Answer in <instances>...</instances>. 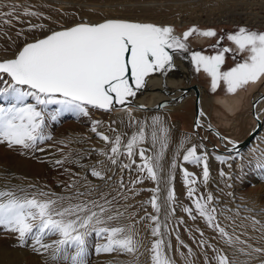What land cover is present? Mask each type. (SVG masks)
Listing matches in <instances>:
<instances>
[{
  "label": "rangeland",
  "instance_id": "1",
  "mask_svg": "<svg viewBox=\"0 0 264 264\" xmlns=\"http://www.w3.org/2000/svg\"><path fill=\"white\" fill-rule=\"evenodd\" d=\"M36 1L0 0V14L12 12L13 6H15V11L11 17L0 15V58L14 55L22 42L42 35L52 28L66 26L80 20L96 21L97 18L99 20L109 16V14L104 15L102 13L101 15L99 14L101 16H99L100 18L98 15H88L89 17L86 16L87 14L80 15L82 12L79 10L82 8L76 6L78 3L83 5V3H96L100 2V0H51V2L49 0L48 3H51V5L46 7L41 4L39 5ZM185 1L106 0L104 3L110 5L127 4L130 7L132 5L136 6L138 4L143 5L154 2L158 6L164 2L178 6V8L167 11L152 12L151 14L153 15H150L151 18L145 20L154 21L161 25H170L178 32L183 33L193 26L201 30H215L217 33L215 37L193 34L187 40L193 49L198 50V52L204 55H215L217 51L224 47L235 49L232 42L227 40V34L235 32L239 27L264 32V24L247 22V20L242 19L243 13L247 11L264 15V0H206L208 2L203 0L205 4L202 0H198L197 4L194 3L195 1H190V3H188L189 1L185 3ZM201 1L203 4L200 3ZM53 2H57L58 4L56 3L54 5ZM192 3L194 4L188 5ZM25 9L39 13V15H26ZM136 12L133 11V14L129 15H134ZM212 12H219L217 14L220 15H230V17L237 20L219 22L215 20L214 15L211 14ZM111 16L116 17L115 15ZM154 16L162 19L167 18V20L156 21L152 19ZM9 20L11 21L10 23L6 22ZM31 25H43V27L34 28ZM196 37H204L206 39L200 41ZM221 37H224V39H221ZM218 41V46L215 48L212 47L213 45H217ZM245 55V53H240L235 50L225 53L221 71H227L234 67L236 63L243 60ZM188 67H192L191 69L194 71L190 82L198 83L205 88H202L201 108L203 107V111L208 116L210 124L230 140L241 139L255 123V119L250 113V98L264 91V77L256 82H249L235 93H228L222 81L216 90L213 91L211 77L203 68L197 71L194 62L190 66L188 65ZM4 79L9 78L5 76ZM172 85L175 84L172 82ZM169 88L171 89L170 85ZM162 97L164 98L165 94ZM29 102L34 101L29 100ZM224 102H227L229 106H225L223 104ZM0 103H4V101L0 99ZM57 107V105H50L48 113L45 116L44 133L51 138L38 143L37 147L43 149V151L35 149L25 150L20 147L9 148L6 143H0V176L3 177V182L15 180L16 182L25 183V190L29 194L43 191L64 197L65 199L63 201L58 202V206L61 204L67 206L69 203L75 204L80 201L89 200L103 204L106 199L111 202L108 206L110 208L109 214L117 211L123 213L117 220L111 222V226L132 224L134 226V233L136 234L135 238L140 245L138 251L135 254L121 252L96 253V245L105 243V240L103 238H97L93 234L89 238L88 264H151L150 252L148 250L156 238L151 234L155 222L150 219V216H158V213L152 208L151 204L147 203L152 195L159 197L158 203L161 206L160 209L167 219L173 221L176 229V221L178 219L176 217L178 215L185 223L178 227H185L187 225L186 222L190 224H188L191 229L190 233H192L190 237L183 230L184 227H180V230L182 229V237L185 238L180 239V241H183L181 249H177V247H180L177 245L174 235L171 237L169 234H165L166 236L163 235V239L171 244L169 255L173 257L175 264H187L188 261L191 264H216L214 257L217 250L223 251L233 261V264H264V251H254L257 248L264 249V228L261 227L264 224L257 219L255 220L260 223L254 224L253 217L250 218L251 215L247 214L248 212L245 213L244 211L242 213L240 212L241 210H238L239 207L241 209L246 208L245 210L264 208V169L256 167L258 161L264 162V138L259 141L260 145L255 147L257 151L261 152L260 156L262 159L256 160L248 151L246 152L244 147L238 152H229L233 153L231 156L222 155V153L227 152L217 151L209 147L210 142L220 147L218 139L212 131L198 128L200 136L207 138V140L204 139L201 142L192 130L193 95L184 97L177 105L171 107L169 110L141 111L137 109V111H131L128 116L121 115L122 113L119 110H101L89 106L87 116L63 113L53 120L51 119V114H54ZM160 114L167 115V118L164 117L163 123L164 125L167 124L171 136L170 149L164 161V164L167 165V175L171 174L173 160L176 162L175 168L180 165H185L189 169L195 167V164L183 159V154L193 144L197 146L202 144V148L198 147V154L206 152L208 156L214 158V167L207 183L200 180L193 185L196 188V195L206 196L211 192L217 198L214 201V206L219 213L218 219L225 215L226 218L224 217L222 221L223 226L230 234H233L234 237L238 236L240 241L244 243L228 245L224 239L217 237L214 231L209 230L207 224L204 223V219H200L198 213L194 211L193 214L196 215V219L193 220L184 209L180 211L184 206L192 207L193 209L195 206L192 203V199L187 195L189 186L185 184L183 178L178 179L175 177L176 171L173 172L174 175L170 182V188L173 190L172 187L177 180V185L180 184V186H183L182 188L180 187V190L178 189L180 192L178 191L176 194L178 197H175L174 201H167L170 188L168 190L166 188H159V192H152L150 188L153 190L158 187L154 186V183L152 187L151 179L143 178L141 183L135 185L132 183L138 177L147 176L146 172L141 173L138 168V166L142 165V160L138 155V149L139 147L145 149V141L138 146L136 150L137 154L131 159L122 147L121 155L116 157V164H112L108 156L102 154L106 152L108 155H111V144L104 141L97 133H103L111 139H114L116 135H120L122 145H126L127 140L141 126L146 129L150 122L152 123V118ZM93 121L100 122L96 127V132L92 131ZM171 121L180 122L175 130L171 128ZM182 142L183 147H181ZM226 144L230 143L226 142ZM145 154L147 155L148 153L145 152ZM217 157H223L224 159L220 160ZM232 157L233 160H231ZM19 159L28 161L27 166L29 169L27 174L19 167ZM57 160L63 161V163L57 165L55 163ZM162 160L164 159L162 158ZM126 164H130L131 167L123 168L122 166ZM27 166L26 169L28 168ZM93 168L102 172L103 179L92 175ZM221 172L225 173V175H221ZM96 179H101L102 181L98 183L94 182ZM121 183H123L124 187H121ZM29 185L33 187H29ZM78 193H83L84 195L80 196ZM52 198L55 199L56 197L53 196ZM244 201L247 203H244ZM149 204L150 206H148ZM175 209L179 212L177 216L174 214ZM239 212L242 213V216L246 214L245 219L241 217L242 222L236 218ZM141 217H144V219H141ZM160 221V225L163 224L161 228L165 233L169 230L168 222L162 221L165 222L162 223ZM165 227L167 228L165 229ZM234 230L235 233L233 232ZM57 238L55 235L45 237L44 243H51L52 240ZM201 240H204L206 243L201 245ZM32 245L33 241L31 238L24 245H21L16 234L0 226V251H19L25 257H29V259H33L35 256V260L30 261L31 264H66L62 259L52 260L51 257H47L49 255L48 253H51V250L43 255H46L45 258L42 257L39 252L33 251ZM240 248H243L244 251H239ZM189 249H191V255H189ZM17 264H25L23 258Z\"/></svg>",
  "mask_w": 264,
  "mask_h": 264
},
{
  "label": "snow or ice",
  "instance_id": "2",
  "mask_svg": "<svg viewBox=\"0 0 264 264\" xmlns=\"http://www.w3.org/2000/svg\"><path fill=\"white\" fill-rule=\"evenodd\" d=\"M14 11L15 6L12 12L0 15L11 17ZM25 14L39 15L27 9ZM193 34L205 37L217 35L213 29L201 30L193 26L182 36H178L174 34V29L170 25L127 19H105L98 23H77L71 27L51 31L41 39L26 43L14 58L0 60L2 85L0 99L4 101L0 103V143H6L9 148L43 151L37 146L39 142L51 138L44 133L45 116L50 105L58 106L54 114H51L53 120L63 113L87 116L89 106L111 110L115 104L123 105L129 97L136 95V90L143 86L145 77L150 73L172 66L171 52L187 51V40ZM227 40L232 42L235 49L224 47L215 55H204L196 51L192 52L191 56L197 71L203 68L211 77L213 91L222 81L228 93H235L249 82H256L264 77V32L239 27L235 32L227 34ZM218 44L219 41L212 47L215 48ZM234 50L246 55L234 67L221 71L224 54ZM5 76L9 79H4ZM99 123L93 121V132H96ZM151 127V141L153 145L159 143L161 150L153 156H147L146 150L139 147L138 155L142 160V165L138 166L139 172H146L147 176L132 181L134 185L141 183L143 178L157 182L160 179L158 170L163 150L168 146L169 129L164 126L160 117L152 118ZM97 134L111 144V155L106 152L102 154L108 156L112 164L117 163L116 157L121 155L122 147L131 159L137 154L138 146L148 138L143 126L127 140L126 145H122L120 135L111 139L103 133ZM198 147L202 148L203 145L193 144L188 147L183 159L196 165L203 164V180L207 183L208 155L198 154ZM55 163L59 165L63 161L57 160ZM122 167L130 168L131 165L126 164ZM175 167L176 162L173 160L172 168ZM256 167L264 169V162L258 161ZM92 175L103 179L102 172L95 168L92 169ZM221 175L225 173L221 172ZM184 178L185 184L189 186L187 195L195 206L194 209L185 207L184 211L193 220L196 219L194 211L198 213L208 227L219 233L226 244L244 243L238 236L230 234L218 221L219 213L214 206L217 198L211 192L206 196L196 195V188L193 185L197 181L194 174L186 169ZM121 187H124L123 183ZM152 191L159 192V188ZM53 196L56 198L53 199ZM64 199L55 193L43 191L29 194L19 186L0 188V226L16 234L21 245L31 238L33 251L51 250L52 260L62 259L66 264H88L89 238L93 234L105 240V243L96 245V253L135 254L138 251L140 245L135 238L132 224L111 226V222L117 220L123 213L117 211L109 214L110 201L105 199L104 203L100 204L89 200L58 206V202ZM174 199V190L170 188L167 201ZM147 203L159 213L161 206L156 195ZM150 219L155 222L151 234L156 238L148 250L151 264H175V260L169 255L171 244L163 239L159 217L151 215ZM252 219L254 224L260 223L255 218ZM261 227L264 228V225ZM53 235L58 238L51 243H44L45 237ZM201 235L203 236L202 232ZM177 239L179 240V237ZM180 243L183 244V241ZM200 243L204 245L206 242L201 240ZM239 251L243 252L244 249L240 248ZM254 251L260 252L264 249L257 248ZM191 254L189 249V255ZM214 259L216 264H233V261L220 250L216 251ZM187 264L191 262L188 261Z\"/></svg>",
  "mask_w": 264,
  "mask_h": 264
},
{
  "label": "bare ground",
  "instance_id": "3",
  "mask_svg": "<svg viewBox=\"0 0 264 264\" xmlns=\"http://www.w3.org/2000/svg\"><path fill=\"white\" fill-rule=\"evenodd\" d=\"M49 0H37L36 2L39 3V5H43L44 7L48 6V5H51V3H48ZM98 1V0H97ZM106 0H100V2H96V3H93V2H88V3H83V5L81 4H77L76 6H80L82 9L79 10L80 12H82L80 15L82 16V14H87L86 16L88 15H93V16H97L98 17L102 14L104 15H107L109 14V16L111 15H115L116 17H127V18H132V19H139V20H145V19H150V15H153L151 14L152 12H159L161 10L163 11H167V10H170V9H174V8H178V6H174L170 3H164L162 2L160 5L156 6V3H145V4H138V5H132V6H128L127 4H116V5H110V4H105ZM189 1V2H188ZM190 1H195L194 3L197 4V1L198 0H186V2L190 3ZM203 1V0H202ZM200 2L203 4H205V1L203 2ZM213 1V0H212ZM51 2V0L49 1ZM58 2V1H57ZM56 2V3H57ZM68 2V1H67ZM76 2V1H75ZM208 2V1H206ZM210 2V1H209ZM215 2V1H214ZM54 3V2H53ZM56 3H54V5H56ZM194 3L192 4H188V5H193ZM219 3V2H218ZM222 3V1H221ZM224 3V2H223ZM58 4V3H57ZM72 4V3H71ZM76 4V3H75ZM217 4V3H216ZM226 4V3H225ZM254 4V3H253ZM70 5V4H69ZM219 5V4H218ZM217 6V5H216ZM215 6V7H216ZM66 7V6H65ZM79 7V8H80ZM137 7V8H135ZM226 7V6H225ZM135 9V10H133ZM137 11L136 13H134V15H129V14H133V11ZM239 12V11H238ZM79 13V12H78ZM219 12H212L211 14L214 15L215 17V20L216 21H219V22H231V21H236L237 19L235 18H232L230 17V15H220V14H217ZM100 14V15H99ZM223 14V13H222ZM238 14V13H236ZM79 15V14H78ZM79 15V16H80ZM197 15V14H196ZM85 16V17H86ZM84 17V16H83ZM89 17V16H88ZM101 17V16H100ZM99 17V18H100ZM92 18V17H91ZM90 18V19H91ZM88 19V18H87ZM152 19H155L156 21H164L165 19L167 20V18H159V17H152ZM242 19L243 20H247V22H253V23H256V24H264V15H259L257 13H252V12H245L243 13V16H242ZM89 20V19H88ZM98 20V18H97ZM165 20V21H166ZM197 40H203L202 38H196ZM176 65H177V68L173 69V71H171L168 75L165 76V81L167 83V85L171 86V90L169 91L168 94H165V93H162L160 92L158 89H157V84H158V78L156 75H152V76H149L146 81H145V88H146V91H142L138 94L137 98H136V102L137 103H141L145 106H148L150 108H145V109H140L139 107H136V106H133V105H126L125 107H116V108H112L111 110H119L122 114L121 115H129L131 113V111H137L138 110H141V111H162V110H169L171 107L177 105L179 103V101H181V99H183L184 97L188 96V95H193L192 92L188 91L185 95V92H182L180 90H178V87L179 86H183L185 83H184V78L185 76L188 74L189 75V82L190 80L192 79V74H191V71L189 69V67L187 65H191L192 62H188V63H185L183 61H179V60H176ZM178 80H181V81H178ZM172 82L175 84V85H172ZM198 84V83H196ZM202 88H204L203 85H200L198 84V89H199V103H198V106H199V111H198V115H197V120H199V124H201V126L203 125H206L208 123H210V120L208 118V116L205 114V112L203 111V107L201 108V94H202ZM183 93V95H182ZM163 94H165V97L163 98ZM185 95V96H184ZM210 96V95H209ZM256 97V96H255ZM264 95H262L261 97L258 98V100L256 101L255 103V106H254V114H255V117L260 121V124L256 130V132L254 133V135L249 139V141L247 142V144L244 146V149L246 150V152L248 151L249 154L252 155L253 158H256L257 159H262L261 158V152L260 151H257V149H255V147L259 146L260 144V140L262 138H264ZM223 104H225V106H229V104L227 102H224ZM154 105H159V106H154ZM102 110V109H101ZM202 113V114H201ZM162 114V113H161ZM156 115L154 117H160L161 120L163 121L164 120V117L167 118V115ZM128 119V118H127ZM180 124L179 121H171V128H173L174 130L178 127V125ZM152 123L150 122V124L146 127L145 131L147 133V139L145 140V149H146V152L148 153L147 155L148 156H153L154 154L160 152V144L157 143L155 145H153L152 141H151V131H152V127H151ZM167 127V124L164 125ZM168 128V127H167ZM199 129H201L202 127H199ZM204 130V129H202ZM222 142L226 143L227 141L225 140L224 137H222L221 139ZM230 143V142H228ZM170 145H171V136L169 134V138H168V146L163 150V159H161L160 161V169L158 170V176H159V182L157 181H154V180H151V184H152V187H153V183H154V186H157L158 188H166L167 190L170 188V182L172 180V177L174 175V171H176V174H175V177H177L178 179L179 178H184V170L186 169L189 173H193L194 174V178L196 179V181H204L203 180V164H200V165H196L195 164V167H192V169L190 168H187L185 165H180L178 166L177 168H171V174L170 175H167V165L164 164L165 162V158H166V155L170 149ZM230 145V144H228ZM199 150V148H198ZM205 151V150H204ZM238 151H240V149H238ZM237 151V152H238ZM242 151V150H241ZM231 151H228L227 153H222V155L224 156H231L233 153H229ZM233 152V151H232ZM245 152V151H244ZM203 153H206V152H203ZM201 153V154H203ZM247 153V154H248ZM241 156V155H240ZM238 158V157H237ZM213 159L212 157L208 156V166H209V178H210V174L211 171L213 170V167H214V163H213ZM231 160H233V157L231 158ZM264 160V159H263ZM27 162L26 160H22V159H19L18 160V165L19 167L21 168V170L27 174L28 173V169L29 167L27 166ZM29 164V163H28ZM182 164V163H180ZM26 166L28 167L26 169ZM165 166H166V171H165ZM163 168H164V171H163ZM30 172V171H29ZM202 177V178H201ZM2 176H0V188H4V187H8V188H15L17 186L19 187H22L24 189H26V186H25V183L23 182H16L15 180H10L11 182H3L2 181ZM201 178V179H200ZM208 178V180H209ZM102 181L101 179H96L94 180V182H100ZM177 182L178 180L176 181V183L173 185V190H174V193H175V197H178L176 194L178 193V191L180 190V187L182 188V186H180V184L177 185ZM202 183V182H201ZM185 187V186H184ZM179 189V190H178ZM150 190L152 191V189L150 188ZM153 192V191H152ZM180 192V191H179ZM157 193V192H156ZM155 193V194H156ZM153 196V195H152ZM158 197V196H157ZM159 198V197H158ZM178 199V198H177ZM159 200V199H158ZM242 200V199H241ZM246 201H244L245 203ZM249 202V201H248ZM243 203V202H241ZM247 203V202H246ZM249 204V203H248ZM254 204V203H253ZM259 204V203H258ZM257 205V204H256ZM150 206V204L148 205ZM184 206V205H182ZM262 206V205H261ZM247 207V206H246ZM250 207V206H249ZM258 207V205H257ZM181 208V207H180ZM185 208L182 207V210L180 211H183V209ZM253 208V207H252ZM259 208V207H258ZM177 209V208H176ZM175 209V216H177V213H179L178 211H176ZM246 208L244 209H241L240 207L238 208V210L240 212H244L247 213V214H250L251 217L250 218H255L259 221L262 222V224H264V208H260V209H257V210H253V209H250V210H245ZM255 209V207H254ZM179 210V209H178ZM252 210V211H251ZM251 211V212H250ZM238 212V211H237ZM236 212V213H237ZM239 212V215L236 217L238 219H240V221L242 222V218L241 217H246L244 214V216H242ZM250 212V213H249ZM181 214V213H180ZM179 216V215H178ZM176 217L178 218L176 223H177V229L174 227L173 225V221L167 219L162 210L160 209L159 213H158V217H159V221L162 222V221H166L168 222V231H166L165 233L163 232V229L161 228V232L163 235L165 234H169V236L171 237L172 235H174V238L176 240V243L177 245L180 247L177 249H181V243H180V239H185L184 237H182V233H181V230H180V227H178L179 225H183L185 224L183 219L182 218H179V217ZM184 216V215H183ZM235 216V215H234ZM225 215L218 219V221L221 223V225L223 226V219H224ZM249 217V216H248ZM186 218V217H185ZM226 218V217H225ZM200 219H202L200 217ZM199 219V220H200ZM245 219V218H244ZM248 219V218H246ZM249 220V219H248ZM202 221V220H200ZM205 221V220H204ZM239 221V220H237ZM245 221V220H244ZM175 222V221H174ZM181 222V223H180ZM246 222V221H245ZM162 223H165V222H162ZM203 223V222H202ZM206 223V222H204ZM244 223V222H243ZM186 226H182L184 227L183 230L186 231V234L189 235L190 237V233L191 229H190V224L186 222ZM189 224V225H188ZM163 225V224H161ZM163 227V226H162ZM181 227V228H182ZM167 227H165L166 229ZM209 230H212L215 232V234L217 235V237L220 238V235L217 231H215L213 228H210L209 227ZM208 230V231H209ZM203 231V230H202ZM235 233V230L233 231ZM211 233V232H210ZM166 236V235H165ZM177 237H179V240L177 239ZM173 238V237H172ZM173 240V239H172ZM175 243V242H174ZM175 243V244H176ZM183 245V244H182ZM183 248V247H182ZM184 249V248H183ZM180 252V251H179ZM38 253V252H37ZM36 253V254H37ZM40 255L42 257L45 258V256H43L44 254H46V252L44 251H40L39 252ZM49 255L47 257H51V253H48ZM180 254V253H178ZM39 256V255H38ZM21 258H23V262L25 264H31L30 261H32L33 259L35 260V256L33 259H29V257H25L24 255H22V253H20L19 251H12V252H8L7 250H2L0 251V264H17L18 261L21 260ZM43 259V258H42ZM50 259V258H49Z\"/></svg>",
  "mask_w": 264,
  "mask_h": 264
},
{
  "label": "water",
  "instance_id": "4",
  "mask_svg": "<svg viewBox=\"0 0 264 264\" xmlns=\"http://www.w3.org/2000/svg\"><path fill=\"white\" fill-rule=\"evenodd\" d=\"M105 19H127V20H132V21H138V22H144V23H154V24H157V25H161V24H158L157 22H154V21L138 20V19H132V18H126V17H112V16L103 17V18H101L99 20H96V21H81V20L80 21H75V22H72V23H70V24H68L66 26L52 28V29L46 31L45 33H43L42 35H39V36H37V37H35L33 39L25 40L24 42H22L20 44V46L18 47V49L16 50L14 55L9 56V57L0 58V60L14 58L15 55L18 54V52L23 48V46L26 43H31V42H34L36 39H41V38L45 37L46 35L50 34L51 31L61 30L62 28L71 27V26H73V25H75L77 23H81V22L98 23V22H102ZM174 34H176L178 36H182L183 32H178L176 29H174ZM187 44H188L187 51L180 50L178 52H171V50H170L171 55H172V66L171 67H167L166 70H161V71H158V72L150 73L147 77H145V81H146V79L149 76L156 75L157 78H158L157 89L160 92H162V93L168 94L169 90H171V89L169 88V86L167 85V83L165 81V76L168 75L171 71H173V69L177 68V65H176L175 61L179 60V61H183L185 63H188V62H192L193 63L191 53L192 52H196L195 51L196 49H193L189 45L188 41H187ZM188 77H189V75L187 74L185 76V78H184V83L185 84L183 86H179L178 90H180L182 92H185V95H186V93L188 91L192 92V94H193V124H192V130L196 133V136H197L198 140H200L202 142V140H204V139L207 140V138L205 136H203V137L200 136V134L198 133L197 115H198V111H199L198 103H199V97H200L199 96L200 94H199L198 84H196L194 82L193 83L189 82V78ZM132 83H133V87H135L134 82H132ZM142 91H146L145 82H144V84H143V86L141 88L136 90V95L134 97H129L128 100L123 105L115 104L113 108L125 107L128 104L136 106V107H139L140 109L150 108L148 106H145V105H143L141 103H137L135 101L137 96H138V94L140 92H142ZM182 95H183V93H182ZM262 95H264V91L263 92H259L256 95V97L252 96L250 98V113H251L252 117L255 119L254 120L255 123L247 131V133L239 140H230V139H228L224 134H222L218 129H216L210 123H208L206 125H203V126H201V124H199V127H202L201 129H204L206 131H212L216 135V137L218 139V144H219L220 147L214 145L211 142H210V146L209 147H211V148H213V149H215L217 151H222V152H228V151L236 152V151H238V149L243 148L247 144L249 139L254 135V133L256 132V130H257L259 124H260V121L255 117L254 106H255V103L258 100V98L261 97ZM141 106H143V107H141ZM154 106H159V105H154ZM222 137H224L227 142H230V145L222 142L221 141ZM234 145H235V147H234Z\"/></svg>",
  "mask_w": 264,
  "mask_h": 264
},
{
  "label": "flooded vegetation",
  "instance_id": "5",
  "mask_svg": "<svg viewBox=\"0 0 264 264\" xmlns=\"http://www.w3.org/2000/svg\"><path fill=\"white\" fill-rule=\"evenodd\" d=\"M257 31H259V30H257ZM261 32H263V31H261ZM196 38H202V39H206V38H204V37H196ZM200 41H202V40H200ZM195 51H198V50H195ZM188 66V65H187ZM190 66V65H189ZM192 67H189V69H190V71H191V74H192V77H193V74H194V71H192V69H191ZM195 76V75H194Z\"/></svg>",
  "mask_w": 264,
  "mask_h": 264
}]
</instances>
